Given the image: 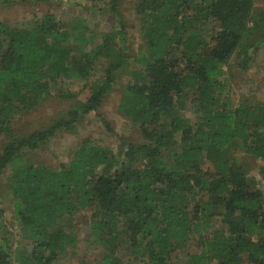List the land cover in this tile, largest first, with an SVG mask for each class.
Listing matches in <instances>:
<instances>
[{
    "label": "trees",
    "instance_id": "trees-1",
    "mask_svg": "<svg viewBox=\"0 0 264 264\" xmlns=\"http://www.w3.org/2000/svg\"><path fill=\"white\" fill-rule=\"evenodd\" d=\"M121 1L107 0L104 31L81 24L78 33L53 13L28 26L0 21V135L9 140L0 175L10 167L12 213L30 247L12 258L0 230V264H52L77 244L72 215L86 209L90 237L103 246L97 264H125L121 246L135 264H175L173 252L190 237L200 248L186 264H264V195L234 155L241 148L264 160V101L232 105L220 79L233 55L243 70L256 55L264 11L254 0H136L142 46L132 54ZM121 75L118 109L142 142L115 151L85 138L59 169L25 159L96 111ZM63 77L83 81L85 100L44 129L14 135L15 112L35 107ZM216 218L221 227L212 229Z\"/></svg>",
    "mask_w": 264,
    "mask_h": 264
},
{
    "label": "rangeland",
    "instance_id": "rangeland-1",
    "mask_svg": "<svg viewBox=\"0 0 264 264\" xmlns=\"http://www.w3.org/2000/svg\"><path fill=\"white\" fill-rule=\"evenodd\" d=\"M136 0H122L119 12L127 32L126 42L129 51L135 54L141 48L142 38L139 33L138 19L133 9ZM256 11H264V0H254ZM44 13H53L66 24L75 28L79 33L80 26L87 25L91 29L104 31L112 26L111 13L107 0H9L0 2V21L11 27L30 25ZM77 33V34H78ZM86 49V48H85ZM237 58L233 55L223 67L220 77L229 84V97L232 105L243 99L264 101V42H262L249 61L245 70L236 65ZM102 72L101 66L93 70L96 78ZM127 76H117L112 89L106 94L101 106L94 111L80 117L73 128L58 129L45 143L35 149L25 152V159L31 164H43L51 169H59L67 164L80 140L89 138L91 141L108 146L115 151L120 150L122 143L138 144L142 137L136 127L118 109L119 95L126 83ZM69 92L70 97L61 94ZM88 94L84 83L75 78H60L50 86L49 94L43 101L28 110H18L13 117L14 135H27L35 130H41L53 121L66 117L73 106L83 102ZM185 117H192V113L184 111ZM103 118L107 126L102 122ZM9 140L0 135V151ZM166 161H172V153L163 151ZM237 162L242 165L247 175L253 178L264 195V180L259 175V169L264 168V160L254 158L240 150L234 151ZM11 169L7 167L0 175V230L9 232L11 243V257L16 252H28L30 247L23 236L12 213L11 201ZM91 209L78 211L72 215V232L76 235L77 244L67 246L65 252L52 264H97L103 246L93 242L90 237L89 221ZM62 223V221L60 222ZM218 218L213 221V228L221 227ZM211 231L206 233L209 236ZM198 237H190L186 243L178 246L173 252L175 264H186L188 253L199 251ZM119 256L125 264H135L127 254V249L121 246ZM13 264H16L14 261Z\"/></svg>",
    "mask_w": 264,
    "mask_h": 264
}]
</instances>
